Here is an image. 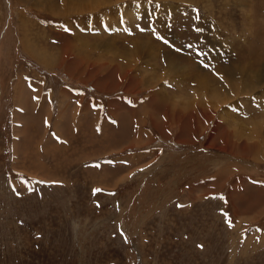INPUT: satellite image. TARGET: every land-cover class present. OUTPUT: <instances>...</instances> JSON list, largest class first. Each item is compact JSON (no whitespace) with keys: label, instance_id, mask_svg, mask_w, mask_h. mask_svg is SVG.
<instances>
[{"label":"rangeland","instance_id":"rangeland-1","mask_svg":"<svg viewBox=\"0 0 264 264\" xmlns=\"http://www.w3.org/2000/svg\"><path fill=\"white\" fill-rule=\"evenodd\" d=\"M262 230L264 0H0V264H264Z\"/></svg>","mask_w":264,"mask_h":264},{"label":"bare ground","instance_id":"bare-ground-1","mask_svg":"<svg viewBox=\"0 0 264 264\" xmlns=\"http://www.w3.org/2000/svg\"><path fill=\"white\" fill-rule=\"evenodd\" d=\"M93 5H94V4H93ZM64 7H65V5H64ZM64 7H63V8H64ZM92 7H93V6H92ZM66 8H67V7H66ZM82 8H83V7H82ZM90 9H91V8H90ZM43 57H44V56H43ZM44 58H45V57H44ZM124 76H125V75H124ZM256 77H257V76H256ZM129 78H130V77H129ZM130 79H131V78H130ZM202 113H203V112H202ZM228 135H229V134H228Z\"/></svg>","mask_w":264,"mask_h":264},{"label":"snow or ice","instance_id":"snow-or-ice-1","mask_svg":"<svg viewBox=\"0 0 264 264\" xmlns=\"http://www.w3.org/2000/svg\"><path fill=\"white\" fill-rule=\"evenodd\" d=\"M95 191H99V189L95 190Z\"/></svg>","mask_w":264,"mask_h":264},{"label":"crops","instance_id":"crops-1","mask_svg":"<svg viewBox=\"0 0 264 264\" xmlns=\"http://www.w3.org/2000/svg\"><path fill=\"white\" fill-rule=\"evenodd\" d=\"M264 232V230H262Z\"/></svg>","mask_w":264,"mask_h":264}]
</instances>
